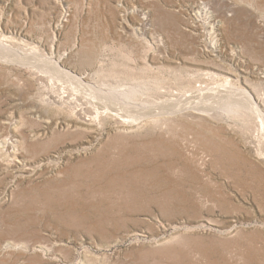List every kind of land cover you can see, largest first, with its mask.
Returning <instances> with one entry per match:
<instances>
[{
	"label": "rangeland",
	"instance_id": "obj_1",
	"mask_svg": "<svg viewBox=\"0 0 264 264\" xmlns=\"http://www.w3.org/2000/svg\"><path fill=\"white\" fill-rule=\"evenodd\" d=\"M242 88L264 97V0H0V264H264Z\"/></svg>",
	"mask_w": 264,
	"mask_h": 264
},
{
	"label": "bare ground",
	"instance_id": "obj_2",
	"mask_svg": "<svg viewBox=\"0 0 264 264\" xmlns=\"http://www.w3.org/2000/svg\"><path fill=\"white\" fill-rule=\"evenodd\" d=\"M207 2V1H206ZM207 6H209L208 4H207ZM202 8H203V10L204 11H206V12H208L207 14L209 15H211V12L209 11L210 9H208V7H206V5H204V6H201ZM211 8V7H210ZM135 11V10H134ZM205 12V13H206ZM208 15H206L207 17H208ZM209 20V19H208ZM214 44L216 45V46H218V44L216 43V42H214ZM2 52V51H1ZM9 53H11V52H9ZM36 54H37V52H36ZM36 54H35V56H36ZM1 55H3L2 53H1ZM41 55V54H40ZM40 55H38V57L37 58H39L38 59V61H40V63L43 65V66H45L46 68H47V70H52V72H54L55 74H60V75H62V76H65V77H67V78H69V80L72 82V83H75L76 85H78L80 88L82 87V90H83V88H84V92L86 93H88L89 95H93V96H99L97 99H101L100 98V95H102V96H107V98H108V96L109 97H111V99H112V104L114 103V102H117V96H119V92H121V93H129V91H130V89H132L133 87L131 86V87H129V86H125L126 88H123V89H117V88H110V87H108L105 83H103V84H97V83H94V84H91L90 82H85L84 80H86L87 78H89V76H88V74L87 75H80V74H76V73H74V72H72L73 70H69V69H65V68H63V67H61V65L59 64V62L57 61V60H54L53 58L52 59H49V58H41V56ZM7 56V55H6ZM13 56V55H12ZM19 56V55H18ZM34 56V55H33ZM22 57L23 56H21V58L20 59H22ZM3 58V57H2ZM28 59L29 57H24L23 59ZM36 58V59H37ZM28 61V60H27ZM36 61V60H35ZM37 63H39V62H37ZM34 64H36L35 62H34ZM41 65V66H42ZM91 78V77H90ZM87 80H89V79H87ZM74 86V85H73ZM78 87V88H79ZM134 88H136V87H134ZM226 88H231V87H226ZM225 88V89H226ZM76 89V88H75ZM216 89V88H215ZM218 89V88H217ZM222 89H224V88H222ZM227 89V90H228ZM240 89V88H239ZM244 89H246V88H244ZM243 88H242V90H234L233 89V91L232 92H234V93H232V94H228L229 95V97L228 98H226V99H228V101L229 102H232V103H235V104H237V105H243V106H249L250 108H252V110H254V112H256L257 113V115H258V117H259V119H260V122H262V126H263V130H264V106H263V98L264 97H262L259 93H255V92H252V93H250L249 91H247V90H244ZM81 90V89H80ZM87 90V91H86ZM134 90V89H133ZM206 91V90H205ZM213 91V90H212ZM206 92H208V91H206ZM206 92H204V94L206 93ZM209 92H210V90H209ZM208 92V93H209ZM228 92V91H227ZM123 93V95H127V94H124ZM130 93H131V91H130ZM203 93V92H202ZM221 93V92H220ZM219 93V94H220ZM224 93V92H223ZM230 93V92H229ZM197 94V93H196ZM212 94V93H211ZM217 94V93H216ZM218 94V95H219ZM121 95V94H120ZM129 95V94H128ZM127 95V96H128ZM198 95V94H197ZM214 95V98L216 97V99L215 100H217L218 98H217V96H215V94H213ZM212 95V96H213ZM225 96L227 95V94H224ZM220 96H222V95H220ZM124 97V96H123ZM130 97V96H129ZM203 97H205V96H203ZM210 97V96H209ZM208 97V98H209ZM219 97V96H218ZM223 97V96H222ZM120 98V97H119ZM118 98V99H119ZM128 98V97H127ZM213 98V99H214ZM103 99V98H102ZM131 99H132V97H131ZM210 99H212V98H210ZM213 99H212V102H214L213 101ZM109 100V99H108ZM204 101V100H203ZM207 101H208V99H207ZM210 101V100H209ZM219 101V100H218ZM217 101V102H218ZM222 102H223V100H221ZM224 101H226V100H224ZM212 102H211V104H212ZM119 104H121L122 103V101H121V103L120 102H118ZM124 103H127V101L125 102H123L122 104H124ZM129 103V102H128ZM131 103V102H130ZM133 103V102H132ZM205 103V102H204ZM231 103V104H232ZM165 104H167V103H165ZM178 104V103H177ZM180 104V103H179ZM187 104V103H186ZM211 104L209 105L210 107V109H212L211 108ZM214 104V103H213ZM229 104V103H228ZM234 104V105H235ZM116 105V104H115ZM126 105V104H125ZM128 105V104H127ZM137 105V104H136ZM135 105V106H136ZM146 105V104H145ZM171 105V104H170ZM174 105V104H173ZM206 105V104H205ZM134 106V107H135ZM142 106V105H141ZM140 106V107H141ZM166 106H169V105H166ZM213 106V105H212ZM216 106V105H215ZM225 106V105H224ZM226 106H228L227 104H226ZM231 106V105H230ZM242 106V107H243ZM145 107H147V106H145ZM214 107V106H213ZM232 107V106H231ZM236 107V106H235ZM172 108H174V106L172 107ZM201 108V107H200ZM141 109H144V105H143V108H141ZM179 109V108H178ZM203 109V108H202ZM206 108H204V110H205ZM128 111H131V110H129V109H127ZM138 111L139 110V107H138V109L136 108L135 109V111ZM140 111V110H139ZM141 111H143V110H141ZM140 111V112H141ZM186 111H187V114H189V113H191V114H195L194 116H200V115H203V114H201L199 111H194V110H188V109H186ZM207 111V110H206ZM210 111V110H209ZM221 111V110H220ZM143 113V112H142ZM220 113V112H219ZM223 113V111L221 112V114ZM223 114H225V113H223ZM222 114V115H223ZM135 115V114H134ZM138 116V115H137ZM140 116V115H139ZM198 116V117H199ZM204 116V115H203ZM137 119H138V117H137ZM136 119V120H137ZM162 120V119H161ZM4 143H5V145L6 146H12L13 145V141H11V139H6L5 141H4Z\"/></svg>",
	"mask_w": 264,
	"mask_h": 264
}]
</instances>
